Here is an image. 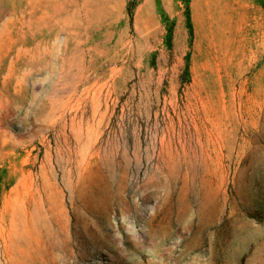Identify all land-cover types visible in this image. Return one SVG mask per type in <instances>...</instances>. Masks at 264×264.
Masks as SVG:
<instances>
[{
    "label": "rangeland",
    "instance_id": "obj_1",
    "mask_svg": "<svg viewBox=\"0 0 264 264\" xmlns=\"http://www.w3.org/2000/svg\"><path fill=\"white\" fill-rule=\"evenodd\" d=\"M0 264H264V0H0Z\"/></svg>",
    "mask_w": 264,
    "mask_h": 264
}]
</instances>
